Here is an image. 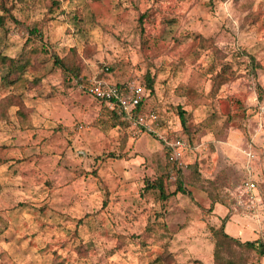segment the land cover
I'll return each mask as SVG.
<instances>
[{
    "label": "rangeland",
    "instance_id": "rangeland-1",
    "mask_svg": "<svg viewBox=\"0 0 264 264\" xmlns=\"http://www.w3.org/2000/svg\"><path fill=\"white\" fill-rule=\"evenodd\" d=\"M0 17V56L43 63L37 83L0 68V264H264L222 237L216 259L213 234L264 245V0H0ZM71 49L83 80L154 78L143 108L187 140L183 169L54 68ZM177 171L190 196L144 191Z\"/></svg>",
    "mask_w": 264,
    "mask_h": 264
},
{
    "label": "built area",
    "instance_id": "built-area-1",
    "mask_svg": "<svg viewBox=\"0 0 264 264\" xmlns=\"http://www.w3.org/2000/svg\"><path fill=\"white\" fill-rule=\"evenodd\" d=\"M108 72V66H105L101 71L103 76ZM103 76L86 81L81 78V82L75 81V84L79 85L85 94L93 100L102 103L106 109L117 110L119 114L123 115L124 120L135 125L139 131L155 135L168 151L169 160L178 170L183 169L186 166L184 157L189 151L187 140L183 137L170 139L168 134L161 131L159 117L155 110L144 109L136 113V109L142 106L145 101L144 85L135 79L112 84L106 81ZM244 188L247 192H253L255 191V184L248 181L244 184Z\"/></svg>",
    "mask_w": 264,
    "mask_h": 264
},
{
    "label": "trees",
    "instance_id": "trees-1",
    "mask_svg": "<svg viewBox=\"0 0 264 264\" xmlns=\"http://www.w3.org/2000/svg\"><path fill=\"white\" fill-rule=\"evenodd\" d=\"M23 1L24 0H19V2H23ZM53 4L56 7H59L60 2L53 1ZM144 18H145V14H142L139 18V21L141 22ZM2 19L3 18L0 17V21H2ZM27 30L29 31V35H32V36L36 35L37 37H40V32L37 29H35V28H31V29L29 28L28 29L27 28ZM49 58L52 60V65L54 66V68L60 70V72L62 74H64L65 76L69 77L71 79V81L81 82L82 79L80 78V74L83 70V66L80 63V59L78 58L77 54L74 53V49H71L69 54L63 58H60L56 53L50 54ZM42 65H43V63L39 64V62H34V64H33V61H32L31 64H29L28 66H25L24 64H17V61L15 59L8 58L5 56H0V68L6 69L7 77L14 76L12 81H11L12 84L16 83L20 78H23V76L26 74V72L28 70H31L30 72H28V75L33 77V80L29 81L27 79V81L28 82H36V83L40 82L41 76L38 73L41 71L40 67H42ZM106 66H108V65H106ZM252 66L254 67V70H255V68H257L256 67L257 65H255V64H253ZM42 71H43V69H42ZM110 73H111V70L109 67V73H107L106 75H109ZM106 75L103 76L104 79H106V77H105ZM42 77H43V75H42ZM114 84H119V83H114ZM153 85H154V78L150 77L149 73H146L144 89L149 91V93L151 94L152 89H153ZM259 99L261 100V97ZM143 104H142V106H140L136 109V113H139V112L144 110ZM1 113L2 112H0V122L2 120V114ZM113 114L115 116L121 117L123 119V115L119 114L117 110L113 111ZM181 115H182V112H181ZM180 118H181L180 119L181 124H182V126H184V124H185L184 119L182 117H180ZM168 136L171 139L183 137L182 133L180 131L172 132ZM162 146L165 149L163 144H162ZM178 173L180 176H179V179H177L175 182L174 191L169 192V193L166 192L165 185H166V181L168 179V177L166 175L157 177V178L153 179L152 181H145L144 191H150V190L157 191L158 197L161 201H167L171 196H174L177 193L190 196V193L185 189V187L183 185V181H182L183 176L181 175L180 172H178ZM223 226H224V223H222V226L220 227V229H218V230L215 229L213 231L214 237L216 239V244H215V258L216 259L218 257V249H219L220 244H221V237L225 238L228 241H232L235 244L240 245L241 247H245L247 249L255 250L260 256H264V245L260 244V241L240 243V241L238 239L226 235L223 231ZM258 245H259V247H258ZM52 260H53L52 264H63V261L59 258V256L57 254H54L52 256Z\"/></svg>",
    "mask_w": 264,
    "mask_h": 264
},
{
    "label": "crops",
    "instance_id": "crops-1",
    "mask_svg": "<svg viewBox=\"0 0 264 264\" xmlns=\"http://www.w3.org/2000/svg\"><path fill=\"white\" fill-rule=\"evenodd\" d=\"M89 79V78H88ZM87 80V79H86ZM86 80H84V81H86ZM10 134V133H9ZM10 138H12V136H10L8 139H10Z\"/></svg>",
    "mask_w": 264,
    "mask_h": 264
}]
</instances>
